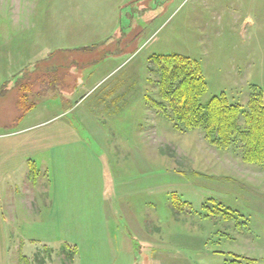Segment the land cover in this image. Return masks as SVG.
<instances>
[{"label":"rangeland","instance_id":"obj_1","mask_svg":"<svg viewBox=\"0 0 264 264\" xmlns=\"http://www.w3.org/2000/svg\"><path fill=\"white\" fill-rule=\"evenodd\" d=\"M164 55L248 111L264 0H0V264H264V164L151 108Z\"/></svg>","mask_w":264,"mask_h":264},{"label":"trees","instance_id":"obj_2","mask_svg":"<svg viewBox=\"0 0 264 264\" xmlns=\"http://www.w3.org/2000/svg\"><path fill=\"white\" fill-rule=\"evenodd\" d=\"M150 64V71L158 75L156 85L160 100L149 99L151 108L171 116L179 131L201 130L211 146L221 150L241 147L245 163L264 164V98L261 94L251 97L248 111L241 105L229 103L224 94L202 104L201 98L207 93L208 84L197 61L182 55H164L153 56ZM43 82L46 84V79ZM33 87V84L15 86L18 93L16 107L20 112L18 120H22L35 106L29 102ZM9 91L10 88L4 86L0 95ZM216 207L228 217L234 213L223 204H216ZM255 263L253 259L233 255L229 264Z\"/></svg>","mask_w":264,"mask_h":264},{"label":"crops","instance_id":"obj_3","mask_svg":"<svg viewBox=\"0 0 264 264\" xmlns=\"http://www.w3.org/2000/svg\"><path fill=\"white\" fill-rule=\"evenodd\" d=\"M10 155H11V154H10ZM1 157H2V156H1ZM10 157H11V162H12L13 155H11ZM6 161H7V160L4 159L3 162H4L5 164H7ZM29 161H32V159L29 160ZM0 164H1V163H0ZM47 175H48V174H47ZM4 178H6V180H8V181L10 182V177L7 178V177L5 176ZM1 179H2V177H1ZM15 183H16V181H15ZM47 193L49 194L48 190H47ZM16 202H17V201H14L13 199H11V201H10V208H11V209H13V208L15 207Z\"/></svg>","mask_w":264,"mask_h":264}]
</instances>
